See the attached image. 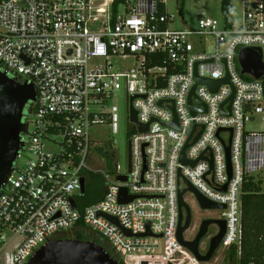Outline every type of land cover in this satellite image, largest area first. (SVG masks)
Here are the masks:
<instances>
[{
    "label": "built area",
    "instance_id": "1",
    "mask_svg": "<svg viewBox=\"0 0 264 264\" xmlns=\"http://www.w3.org/2000/svg\"><path fill=\"white\" fill-rule=\"evenodd\" d=\"M114 1L0 0L1 70L37 91L35 132L27 122L24 149L0 195V264H27L43 246L82 229L104 239L102 246L123 264H204L177 237L179 191L188 190L187 183L225 206L213 219L226 222V233L212 261L233 247L240 254L244 187L264 157V132H247L246 124L264 122V76L242 75L238 56L245 48L260 49L264 63V0H248L231 28L201 16L197 30L170 27L168 0H128L117 13ZM204 36L214 39L213 52L195 51L193 38ZM131 58L130 69L113 64ZM196 62L199 78L229 75V83L216 92L196 86ZM121 90L130 123L128 164L122 173L110 160L102 173L88 165L102 149L91 130L118 133L112 101ZM132 97L138 123L149 125L148 132L130 122ZM113 150L111 145L105 154L113 157ZM184 151L195 165L182 163ZM95 174L103 178L104 197L81 211L76 198L83 195L82 180L87 186ZM122 189L132 201L120 202ZM187 194L194 196L188 192L184 201Z\"/></svg>",
    "mask_w": 264,
    "mask_h": 264
},
{
    "label": "water",
    "instance_id": "2",
    "mask_svg": "<svg viewBox=\"0 0 264 264\" xmlns=\"http://www.w3.org/2000/svg\"><path fill=\"white\" fill-rule=\"evenodd\" d=\"M238 60L242 69V75H249L255 80H260L264 76V63L262 60V52L260 49L245 48L240 51ZM200 62L195 64V80L198 84L207 85L211 91L216 92L223 84H228L230 81L229 75L223 80L215 81L202 79L198 77L197 69ZM194 87L190 98L189 105L193 114L198 113V110L193 107L192 96L195 92ZM233 98V97H232ZM231 98V100H232ZM37 91L33 84L22 83L19 80L11 78L6 72H3L0 67V195L15 170V164L23 151L25 142L24 136L28 133V123L26 122L28 110L31 105L36 102ZM135 97L130 100V122L137 125L140 133L148 132L149 125H141L138 123L137 112L133 108ZM161 105V104H160ZM171 126L177 127V121L171 123ZM196 127L190 131V136L195 132ZM221 130L219 131V133ZM218 133V134H219ZM188 146H186L187 148ZM131 156L129 153V160ZM182 163L195 165L190 163L185 158V151L182 154ZM227 162L229 174H231L230 148H227ZM130 169V167H129ZM181 176V175H180ZM126 176H120L119 182H127ZM188 190L179 191V225H178V241L190 251L196 259L204 264L210 263L219 249L221 242L226 233V222L224 220L204 219L197 237L194 241H187L184 238V232L189 228L192 218L190 206L184 201V195L188 192L194 194L201 210H220L225 206L215 204L204 198L196 189L189 183ZM85 181L82 180V193L85 192ZM127 190L122 189L120 202L127 203L132 201L126 197ZM72 204L76 207L75 202ZM184 212L186 213L185 224ZM110 221L120 226L116 218L106 216ZM217 226L220 228L218 235L210 239L209 247L206 254H201L200 245L203 239L208 236L209 228ZM127 232V231H126ZM128 233V232H127ZM150 236V233L144 235ZM27 264H121L114 259L106 249L93 241H81L74 238L55 240L40 248Z\"/></svg>",
    "mask_w": 264,
    "mask_h": 264
},
{
    "label": "rangeland",
    "instance_id": "3",
    "mask_svg": "<svg viewBox=\"0 0 264 264\" xmlns=\"http://www.w3.org/2000/svg\"><path fill=\"white\" fill-rule=\"evenodd\" d=\"M221 0H185V9L184 15L182 16L179 12L178 8V0H168V15L174 18V22L170 25L172 29L175 30H197L199 26V18L201 16H206L212 20H215L219 23L220 26H223V15L220 9ZM236 1V12L233 16V20L235 23H239L242 19V1L243 0H234ZM182 17H184V23L182 22ZM195 51L197 52H213L214 51V39L210 36H204L202 40L194 37L192 40ZM98 66H103V60L96 61ZM115 67L118 70L130 69L134 66L135 61L131 59H123L121 61L115 62L113 61ZM94 65V64H92ZM112 105L118 107V116H119V131L117 134H112L108 127H97L91 130V136L94 141V144L102 145L100 148L103 149V154L98 152L99 148L93 150L94 153L97 150L98 157L96 160H90L88 165L90 168L100 171L106 172L108 170L107 162L112 160L113 163L119 164L123 172H126V167L128 164V151H129V132H130V123H129V113H128V105L125 97L124 90H121L112 101ZM36 116L35 113H31L28 116V123H29V131L30 133H34L36 126H35ZM246 131L247 132H264V122L261 121L260 118H256L254 121L248 122L246 124ZM111 145L114 148V155L113 157L105 154V150H110ZM52 150L48 148V151ZM28 155L22 157L19 161L20 164H24L28 159ZM250 177L254 180H262L264 182V157L263 163L261 166L260 171H255L251 173ZM103 181V179H102ZM90 182L94 183V180ZM89 182V183H90ZM264 187V186H263ZM185 201L190 206L195 224L198 225L201 220L203 219H218L221 216L220 212L216 210H209L204 211L201 210L196 198L191 194H187L185 196ZM218 232V228L216 226H211L209 228L208 236L205 238L203 245L201 246V253L206 252V248L209 245V240L215 236ZM83 234L85 238L91 240H99L100 244H105V240L102 239L100 236L96 235L93 231L88 229H82L80 232ZM226 252L221 253L222 257L215 259L216 261H211V264H228V256ZM226 257V258H225ZM225 258V259H224Z\"/></svg>",
    "mask_w": 264,
    "mask_h": 264
},
{
    "label": "trees",
    "instance_id": "4",
    "mask_svg": "<svg viewBox=\"0 0 264 264\" xmlns=\"http://www.w3.org/2000/svg\"><path fill=\"white\" fill-rule=\"evenodd\" d=\"M128 0H115L113 12L117 13L120 7ZM233 2L234 0H222L221 11L227 28L233 25ZM185 0H178L180 14L184 15ZM249 7L248 0H245V10ZM249 79V78H247ZM28 116L36 112V107L31 105ZM98 152L103 154V149ZM100 175H93L88 182L83 195L76 198L78 209L83 211L86 207L94 205L102 200L105 194V184ZM242 227L243 236L240 254L237 248H232L228 254V264H264V187L262 183L248 181L244 187L242 197ZM74 239L90 241L83 234L76 233ZM100 244L99 240H91ZM102 245V244H101ZM123 264V263H121Z\"/></svg>",
    "mask_w": 264,
    "mask_h": 264
},
{
    "label": "flooded vegetation",
    "instance_id": "5",
    "mask_svg": "<svg viewBox=\"0 0 264 264\" xmlns=\"http://www.w3.org/2000/svg\"><path fill=\"white\" fill-rule=\"evenodd\" d=\"M192 211V210H191ZM186 213L184 212V222H183V225L185 224V219H186ZM204 220V219H203ZM201 220L200 223L198 225L195 224V221H194V216H193V213H192V218H191V223H190V226L189 228L184 232V238L185 240L191 242V241H194L195 238L197 237L198 235V232H199V229H200V226H201V222L203 221ZM205 239L202 240L201 242V245H200V251H201V246L203 245V242H204ZM210 242V240H209ZM209 245L207 246V249H208Z\"/></svg>",
    "mask_w": 264,
    "mask_h": 264
},
{
    "label": "crops",
    "instance_id": "6",
    "mask_svg": "<svg viewBox=\"0 0 264 264\" xmlns=\"http://www.w3.org/2000/svg\"><path fill=\"white\" fill-rule=\"evenodd\" d=\"M220 2H221L220 4H222V0ZM236 5H237V3H236V1H234L233 2V16H234V14L236 12ZM241 7H242V11H243L242 14L244 15V11H245V0L242 1V6ZM220 9H221V6H220ZM243 15H242V17H243ZM184 20H185L184 17H182V22L183 23H184ZM233 22H234V20H233Z\"/></svg>",
    "mask_w": 264,
    "mask_h": 264
}]
</instances>
